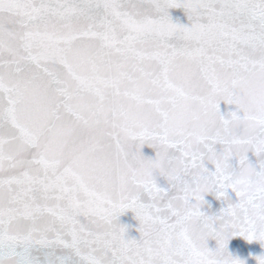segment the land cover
<instances>
[{"label": "snow or ice", "instance_id": "snow-or-ice-1", "mask_svg": "<svg viewBox=\"0 0 264 264\" xmlns=\"http://www.w3.org/2000/svg\"><path fill=\"white\" fill-rule=\"evenodd\" d=\"M250 149L264 0H0V264H244L229 240L264 241ZM213 191L229 203L210 216Z\"/></svg>", "mask_w": 264, "mask_h": 264}, {"label": "water", "instance_id": "water-1", "mask_svg": "<svg viewBox=\"0 0 264 264\" xmlns=\"http://www.w3.org/2000/svg\"><path fill=\"white\" fill-rule=\"evenodd\" d=\"M169 13L174 22L189 24L187 13L183 9L180 8H170ZM236 104H229L228 102L221 100L220 101V112L222 115L226 117L231 114L233 111H237ZM242 115V110L241 113ZM217 150H221L223 148L222 145H216ZM141 151L145 156L155 157L156 149L151 147L148 143H145ZM248 160L254 167L259 170L261 160H264V155L257 156L254 150L250 149L247 153ZM233 165L238 168V158L233 157ZM211 170H214V165H207ZM228 196L231 197L232 201H236L238 197H236L235 192L231 189H228ZM229 203V200L224 197H218L216 192H209L204 194V202L201 205V210L205 212L207 215H219L221 209L226 208ZM119 223L127 226L126 230V238H140L139 232V220L136 218L134 211L131 209L127 210L119 217ZM208 246L212 249H215L217 245V241L214 238H210L208 241ZM228 252L235 258H239L244 261V264H259V257L264 256V241L261 240H252L248 241L245 237L242 236H234L229 240L227 246Z\"/></svg>", "mask_w": 264, "mask_h": 264}, {"label": "clouds", "instance_id": "clouds-1", "mask_svg": "<svg viewBox=\"0 0 264 264\" xmlns=\"http://www.w3.org/2000/svg\"><path fill=\"white\" fill-rule=\"evenodd\" d=\"M259 258H264V256H262V257H259ZM259 264H260V262H259Z\"/></svg>", "mask_w": 264, "mask_h": 264}]
</instances>
